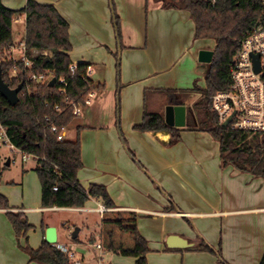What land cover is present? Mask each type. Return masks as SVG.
I'll list each match as a JSON object with an SVG mask.
<instances>
[{
    "label": "crops",
    "instance_id": "obj_1",
    "mask_svg": "<svg viewBox=\"0 0 264 264\" xmlns=\"http://www.w3.org/2000/svg\"><path fill=\"white\" fill-rule=\"evenodd\" d=\"M0 1L18 11L28 0ZM34 1L53 5L68 23L71 65L90 66L88 79L98 87L78 117L82 167L77 180L84 188L103 185L115 209L135 212L149 247L147 264H258L264 252V179L220 167L219 143L193 128L194 110L188 114L199 94L182 100L186 122L176 144L168 145L166 132L133 128L145 108L164 113L168 104L155 90L203 87L209 63L200 62L198 53L213 51L214 41L194 38L189 13L164 8L157 0ZM17 24L23 36L16 41ZM24 28L25 13L19 12L12 22V44L24 41ZM4 162L10 165L8 158ZM20 163V199L7 187L0 193L9 199V211L24 214L32 233L17 237L7 210L0 208V264H38L28 261L22 247L26 242L38 248L48 227L56 230L54 245L67 246L81 264H134L135 258L95 247L105 210L98 200L91 198L81 208L43 207L33 175L36 162ZM75 227L77 240L71 238ZM201 243L212 254L199 250Z\"/></svg>",
    "mask_w": 264,
    "mask_h": 264
},
{
    "label": "trees",
    "instance_id": "obj_2",
    "mask_svg": "<svg viewBox=\"0 0 264 264\" xmlns=\"http://www.w3.org/2000/svg\"><path fill=\"white\" fill-rule=\"evenodd\" d=\"M157 1L164 8L186 10L194 24V38L210 39L215 44L212 59L204 75L203 87L194 83L190 89L155 91L161 93L167 104H181L190 93L199 94V99L192 105L197 119V125L193 128L208 132L219 143L220 167L231 166L239 172L264 179V131L246 132L231 129L229 126L222 128L216 113L211 109L209 99L215 92L229 88V66L232 58L244 36L264 18L259 0H217L213 4L204 0ZM19 12L25 13L24 42L27 52L35 48L47 51L48 55L33 57L29 67H23L18 62V72L13 76L9 75L13 63L0 61L3 82L12 89L22 84L18 101L13 106L0 94V124L12 144L39 158L34 170L40 183L41 205L81 208L91 198L98 200L105 207L98 232L101 247L120 256L135 258L134 264H147L146 254L149 247L147 240L139 233L135 212L115 209L103 185L90 184L84 188L77 180V172L82 167L79 141L81 126L76 124L74 140L63 141H58L51 129L45 127V118L53 122L57 132L78 120L72 114L71 108L62 113L54 109L56 103L63 105L58 90L63 87L59 84L60 79L66 81L64 87L73 98L87 90L98 88L89 79L82 77L88 65L78 64L75 70L69 69L71 44L68 23L51 4L28 0L21 10L16 11L6 8L0 1V55L3 49L13 43L12 22ZM112 19L119 39L118 17L113 15ZM118 70L117 66V82ZM40 73H48L54 78V85L50 86L49 81H29L31 74ZM149 92L151 90L145 91V104ZM133 128L141 132H166L170 136L168 145H174L180 140V131L183 129L167 125L163 111H148L146 108L141 122ZM55 186L56 191L53 190ZM0 208L7 210L5 214L15 235L26 238V233L32 226L27 223L24 214L9 211L7 198L1 193ZM22 249L27 253L29 262L70 264L67 255L45 239L36 249L26 242ZM199 250L213 252L204 243L200 244ZM258 264H264V252Z\"/></svg>",
    "mask_w": 264,
    "mask_h": 264
},
{
    "label": "built area",
    "instance_id": "obj_3",
    "mask_svg": "<svg viewBox=\"0 0 264 264\" xmlns=\"http://www.w3.org/2000/svg\"><path fill=\"white\" fill-rule=\"evenodd\" d=\"M209 3H215L217 0H204ZM264 11V0H259ZM47 57L48 53L45 50L31 49L28 53L25 42L22 41L16 45L10 44L3 49L0 55V61H11L13 63L10 76L16 75L18 72V62H21L23 67H29L32 64L33 57ZM252 55L258 56L259 71L255 72ZM70 70H75L76 65L69 66ZM91 73L90 66H87L82 77L86 80ZM230 86L227 90H220L212 94L209 99L211 109L217 115L218 122L221 125L230 117L227 125L231 129L246 131V132H261L264 131V18L250 30L241 41L240 47L232 58L229 66ZM29 81L34 83H45L52 78L48 73L31 74L28 77ZM56 82V81H55ZM54 82V83H55ZM59 94L62 96L63 105L56 103L54 109L62 113L71 108L72 114L76 117L82 115L83 107L91 102L94 96L93 90H87L84 94L77 98L71 97L64 86L66 81L59 80ZM54 85V84H53ZM47 124L55 134L58 141L66 139V128L62 127L60 132L53 122L45 118ZM0 140L2 146H5L13 155H17L20 162H25L28 159H33L35 162L39 158L32 154H28L17 148L9 140L4 127L0 124ZM11 155L8 162H13L15 156ZM56 186L53 190L56 191ZM102 207L101 209H103ZM95 247L103 249L100 243H96ZM57 248L67 255L70 264H81L76 259V255L67 246L59 245Z\"/></svg>",
    "mask_w": 264,
    "mask_h": 264
},
{
    "label": "water",
    "instance_id": "obj_4",
    "mask_svg": "<svg viewBox=\"0 0 264 264\" xmlns=\"http://www.w3.org/2000/svg\"><path fill=\"white\" fill-rule=\"evenodd\" d=\"M212 50H200L198 53V60L204 63H210L212 59ZM254 70L259 71L258 56L252 55ZM55 79L52 78L49 81V85L52 86ZM22 89V84H19L15 88H9L2 80L0 74V94L7 100V102L13 106L18 101V93ZM164 121L167 125L172 127H184L186 122V107L182 104H168L164 108ZM230 121V117L221 123L222 128H226ZM8 165V163H6ZM78 227H75L72 231L71 238L74 239L77 236ZM45 240L50 244L56 243V230L54 227H48L45 230Z\"/></svg>",
    "mask_w": 264,
    "mask_h": 264
},
{
    "label": "rangeland",
    "instance_id": "obj_5",
    "mask_svg": "<svg viewBox=\"0 0 264 264\" xmlns=\"http://www.w3.org/2000/svg\"><path fill=\"white\" fill-rule=\"evenodd\" d=\"M18 27H19V29H21L20 25H18V24L14 25V28H13L14 29V38L16 41L21 39L23 36L22 30H19ZM195 96L196 95L191 96V101L195 98ZM189 106L190 107L188 109V111H189L188 114L192 115L193 107L191 104H189ZM78 121L79 120H77L76 122H74L73 124L69 125L66 128V139L74 140L75 134H76L75 126H76V124H78ZM11 155H13V154L9 151V149L7 147L2 146L1 140H0V188H4V187L10 188L11 189V196H13V198H15L16 200H19L20 199V188H18L17 185H19V183H20L19 178L21 177V166L22 165H21L20 161L18 160L17 155H13V156H15L14 161L10 162V165L8 167L5 166L4 160H6V158L11 157ZM29 163L31 164V162H27V164H29ZM27 164H24L23 166L25 167ZM28 173H31V172H28ZM33 175H34L35 181H37V183L39 185L36 174H33ZM29 187H31L33 189L32 186H29ZM31 188H30V192L32 191ZM7 201H8V204L10 206V201L8 198H7ZM96 228L97 227H95V229ZM31 229L32 228H30L27 231L26 237H27V235L31 236V233H32ZM150 252H153V251H150ZM209 253L212 254L211 252H209ZM118 256H120V255H118ZM123 257H125V256H123ZM125 258H132V257H125Z\"/></svg>",
    "mask_w": 264,
    "mask_h": 264
}]
</instances>
